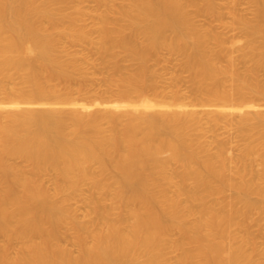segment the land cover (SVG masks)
I'll return each instance as SVG.
<instances>
[{
    "label": "bare ground",
    "instance_id": "1",
    "mask_svg": "<svg viewBox=\"0 0 264 264\" xmlns=\"http://www.w3.org/2000/svg\"><path fill=\"white\" fill-rule=\"evenodd\" d=\"M94 1L0 0V264H264V0Z\"/></svg>",
    "mask_w": 264,
    "mask_h": 264
},
{
    "label": "rangeland",
    "instance_id": "2",
    "mask_svg": "<svg viewBox=\"0 0 264 264\" xmlns=\"http://www.w3.org/2000/svg\"><path fill=\"white\" fill-rule=\"evenodd\" d=\"M81 5H83L85 8H87L88 10H91L95 5V1L94 0H81ZM238 7H241V9L247 13V14H250V10L248 8V5L245 3V2H241V4L238 6ZM199 21L201 22L202 18H198ZM87 21H89V19H87ZM233 34L237 37L242 38L240 37L241 36V32L239 30H234L233 31ZM172 67V63L169 62L168 63V69H170ZM164 76H166V74L164 73ZM181 87L186 90V82L185 81H182L181 82Z\"/></svg>",
    "mask_w": 264,
    "mask_h": 264
}]
</instances>
